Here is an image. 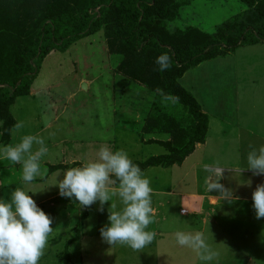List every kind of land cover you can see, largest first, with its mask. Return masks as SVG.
<instances>
[{"label":"rangeland","instance_id":"rangeland-1","mask_svg":"<svg viewBox=\"0 0 264 264\" xmlns=\"http://www.w3.org/2000/svg\"><path fill=\"white\" fill-rule=\"evenodd\" d=\"M68 1L0 0V10L16 6L20 8V17L31 22L35 10L44 3L54 5ZM171 4L167 29L185 45L200 42L224 27L252 24L256 7L238 0H173ZM216 59L218 61H205L201 67L193 69L185 81L194 85L195 92H207L208 105L226 116L222 119L209 116L206 144L180 166L151 167L143 171L150 178L152 191L167 193L174 189L187 193L202 185L205 207L223 208L221 205H224L229 208L232 203L227 206L226 200L214 199L213 192L207 190L204 181L208 173L203 166L224 169L219 182L232 189L238 199L252 200L256 185L264 183V176H254L246 169L249 145L257 148L264 145V44L240 47L231 55L226 53ZM122 61V56L109 50L105 31L74 43L65 53L51 52L42 61L29 95L16 98L9 108L15 124L23 121L24 128L18 132L12 128L9 139H4L0 120V146L17 143L25 134L39 135L46 140L49 151L41 158L40 166L42 171L47 169V173L33 180L43 181L44 189L43 185L34 186L37 189L34 197L38 193L43 197L46 191H52L49 187H57V180L62 179L68 168L80 167L95 159L102 145L113 151L122 148L133 162L142 163L150 157L168 154L171 148L178 149L179 142L189 141L197 127L188 107L175 101L164 85L156 83L153 75L147 73L149 79L145 80L149 82L143 84L126 76L119 71ZM210 90L216 93L215 100L225 97L224 101L234 103L230 111L224 105L222 111L218 105L211 104ZM161 92L170 99L164 100ZM165 144H170L171 148ZM0 160L3 169L11 164L2 156ZM52 166L60 168L52 169ZM20 167L21 164L8 166L13 171L7 176L13 175L10 179L13 183L20 181ZM10 192L5 190L7 195ZM112 202L119 207L116 198ZM52 203L54 211L53 208L48 211V204L43 210L53 218V232L48 241L55 240V243L47 242L44 251L47 258L40 264L187 263V248L177 245L174 236L166 234V227L161 228L153 243L142 251L121 245L112 247L104 242L99 230L108 223L111 202L103 206V211L99 210V202L94 203L84 221L80 216L85 208L74 199L62 197ZM164 211H177V205L167 206ZM222 211L226 220L220 218V229L206 228L204 232L216 250L220 246L219 256L233 246L228 238L254 249L256 238L245 230V222L242 219H237L236 223L228 221L227 217L232 215L227 209L219 214H223ZM199 224L196 222L194 228ZM224 235L226 241L222 239ZM239 258L238 254L236 261ZM241 261L237 264H243Z\"/></svg>","mask_w":264,"mask_h":264},{"label":"trees","instance_id":"trees-1","mask_svg":"<svg viewBox=\"0 0 264 264\" xmlns=\"http://www.w3.org/2000/svg\"><path fill=\"white\" fill-rule=\"evenodd\" d=\"M173 0H69L49 4L34 12L30 22L20 16V8L0 10V120L3 138L15 125L9 108L16 98L28 96L42 61L51 53H65L76 42L105 31L111 53L123 57L119 71L139 83H148L147 73L180 104L196 122L188 142L170 147L168 154L134 162L142 170L151 167L180 166L196 145L203 144L208 117L195 99L178 83L183 75L205 61L223 56L240 47L264 44V0H238L254 9L252 24L224 27L200 42L185 45L167 29ZM10 8V9H9ZM19 9V11H18ZM22 19L23 21H21ZM168 52L172 66L159 71L156 58ZM176 101V100H175ZM191 129L189 128V132ZM60 168L58 166L52 169ZM92 207V206H91ZM81 214L83 221L88 210ZM81 224V228H82Z\"/></svg>","mask_w":264,"mask_h":264},{"label":"clouds","instance_id":"clouds-1","mask_svg":"<svg viewBox=\"0 0 264 264\" xmlns=\"http://www.w3.org/2000/svg\"><path fill=\"white\" fill-rule=\"evenodd\" d=\"M155 63L163 72L171 68L172 58L164 52ZM161 95L164 100L170 99L162 92ZM23 128V121L13 126L17 132ZM48 151L45 138L33 134L21 135L19 142L0 146V156L22 165V180L26 183L47 173V169L41 170L40 160ZM203 167L208 173L204 182L209 192L219 193L220 199L229 203L238 199L232 189L219 182L224 169L208 164ZM246 169L254 176H264V145L258 148L249 145ZM56 186L60 196L74 199L83 208L99 202V210L103 211V206L111 202L108 223L99 230L102 240L110 246H128L142 251L153 243L157 234L147 230L154 223L150 178L124 149L113 151L102 145L95 159L64 171ZM248 186H251L250 181ZM28 193L17 187L10 199H0V264H38L44 255L53 232V218ZM114 198L119 207L112 202ZM252 201L255 218H264V183L256 185ZM174 240L180 247L190 249L200 264H212L219 255L203 231H176Z\"/></svg>","mask_w":264,"mask_h":264},{"label":"crops","instance_id":"crops-1","mask_svg":"<svg viewBox=\"0 0 264 264\" xmlns=\"http://www.w3.org/2000/svg\"><path fill=\"white\" fill-rule=\"evenodd\" d=\"M255 46V45H254ZM250 47V46H249ZM237 50V49H236ZM233 51H230L228 53V56L231 55ZM218 61L217 59L210 60L208 62H215ZM202 63L198 65L197 67L193 69H198L201 67ZM187 71L183 77L179 80V83H181V87L186 90L193 98H195V101L197 102L201 113L206 115L208 117L209 122V116H212L213 119H222V117L226 116L223 115L224 112L221 114L216 113L213 108L208 105L207 100L205 99L208 95L207 92L200 93V90H197L195 92V87L192 83H187L185 79L187 76H189V73L193 70ZM183 83H186L187 86L183 85ZM193 85V87L191 86ZM194 88V89H193ZM202 90V88H201ZM233 91V90H231ZM210 97H211V104L218 107V109L223 111L222 105L227 107V110L230 111V107L234 106V103H227L228 101H224L226 98H222L219 100H215L216 96L214 91L210 90ZM195 96H193V95ZM236 107V106H235ZM237 108V107H236ZM207 126V132H208ZM206 132V134H207ZM206 139V136H205ZM205 141L203 144H198L195 146L193 153L197 152L200 148H202L205 145ZM192 153V154H193ZM191 154V155H192ZM190 155V156H191ZM189 157H187L188 159ZM186 159V160H187ZM184 160V162L186 161ZM10 163V162H9ZM1 164V160H0ZM13 165V163L6 165L7 168L3 169L0 167V199H10L12 191H14L17 187L22 188L26 192H29L28 194L32 196V198L36 201L37 205L43 210L44 205L48 204V211L50 208L52 211H54V204L52 202L61 199L62 196L59 194V188L58 187H49L52 191H46L44 193L43 197L41 196L42 193H38L36 197L33 196L35 193L36 187L34 186H41L43 185V181H33L31 183H26L22 180V170L18 171L20 181L19 182H12L10 180L13 175L7 176V174L10 173V171H13L12 168L8 169V166ZM53 167V166H52ZM22 169V167H20ZM196 182L198 181V178H195ZM155 188V187H154ZM44 189V185L42 187V190ZM48 189V190H49ZM251 190L253 188H250ZM5 190H11V192L7 195L5 193ZM205 190H203L202 185L198 190H195L194 192H187V193H178V191H175L174 189L171 191H168L167 193L158 192V191H152L151 193V199H152V207H153V218L154 223L150 224L149 231H155L156 233L160 231L161 228H168L165 232L169 236H174L176 231H194L199 230L205 232L206 228H211L213 230H219L220 229V218L222 217V220L225 219L226 216H224L225 211H222L223 214H219L221 210L227 209L232 216L227 217L228 221H234L237 222V219H242L245 222V230L250 232L251 237L256 238L255 240V247L254 249H249L251 247H248L247 245H240L239 242H234L232 239L228 238L229 243H231L233 246L231 248H227L225 252L217 257L216 260L212 262V264H237L242 263L241 260H243V264H264V218L262 219H256L255 218V212L252 208L253 201L245 200L249 198H243V199H236L234 202H232V205L229 208H224V205H221L223 208H219L220 206L216 207H205ZM5 194V195H4ZM217 192H213V198H220ZM226 205L229 206V202ZM234 203V204H233ZM172 204L177 205V211L166 213L164 210L167 206H171ZM223 204V203H222ZM233 208V209H232ZM185 209L187 211V215H181L180 210ZM232 212H231V211ZM235 210V211H233ZM181 219H184L182 221ZM226 220V219H225ZM196 222H199V226L197 228H194L196 225ZM180 226V227H179ZM148 227V228H149ZM211 232V230L209 231ZM225 240V235L224 238ZM226 241V240H225ZM48 243H55V240H50ZM227 243V242H226ZM228 244V243H227ZM256 248V249H255ZM232 250V252H229V250ZM217 250L220 252V246L218 245ZM188 255L186 256L185 262L186 264H200L198 261V258L195 256V254L190 250H185ZM259 252V253H258ZM232 254V255H231ZM238 254L240 255L239 261H236V258L238 257ZM47 258V256L44 255L41 257L38 264L41 263V261H44V259Z\"/></svg>","mask_w":264,"mask_h":264},{"label":"built area","instance_id":"built-area-1","mask_svg":"<svg viewBox=\"0 0 264 264\" xmlns=\"http://www.w3.org/2000/svg\"><path fill=\"white\" fill-rule=\"evenodd\" d=\"M182 213H183V214H182ZM180 214L183 215V216H184V215H187V211H186L185 209H182V210H180Z\"/></svg>","mask_w":264,"mask_h":264},{"label":"water","instance_id":"water-1","mask_svg":"<svg viewBox=\"0 0 264 264\" xmlns=\"http://www.w3.org/2000/svg\"><path fill=\"white\" fill-rule=\"evenodd\" d=\"M82 87L84 88V85H82Z\"/></svg>","mask_w":264,"mask_h":264},{"label":"bare ground","instance_id":"bare-ground-1","mask_svg":"<svg viewBox=\"0 0 264 264\" xmlns=\"http://www.w3.org/2000/svg\"><path fill=\"white\" fill-rule=\"evenodd\" d=\"M85 87V86H84Z\"/></svg>","mask_w":264,"mask_h":264}]
</instances>
